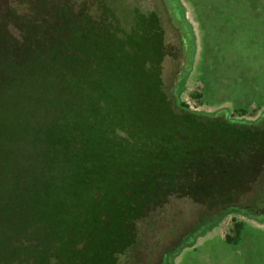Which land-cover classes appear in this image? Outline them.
Here are the masks:
<instances>
[{
    "label": "rangeland",
    "instance_id": "rangeland-1",
    "mask_svg": "<svg viewBox=\"0 0 264 264\" xmlns=\"http://www.w3.org/2000/svg\"><path fill=\"white\" fill-rule=\"evenodd\" d=\"M180 1L194 37L189 41L187 77L183 84L178 82L177 96L192 111L216 113L207 135L201 127L191 125V121L198 123L197 117L185 115L179 123L173 121L164 110L160 111L163 103L158 96L134 89L141 78L118 74L98 80L94 105L87 93L82 95L84 109L77 119L71 117L80 121L78 126L70 130L66 144L51 146L55 150L49 158L52 163L44 181L45 190L26 193L24 204L46 226V238L38 240L39 248L24 250L21 245L14 246V237L0 230V264H166L169 253L182 246L186 247L169 264H264V209H247L255 204L257 194L252 190L259 188V182L238 197L236 207L222 218L219 209L177 192L142 206L157 195L158 188L163 193L177 189L182 192L186 187L182 182L190 175L194 190H201V198L210 196L209 187L220 191L214 197L223 200L232 185L246 186V178L259 180V173L249 170L251 156H230V151H238L240 146L229 135L241 134L242 129H231L221 118L223 111L234 119L248 121L264 115V0ZM9 2L17 9L20 0ZM80 3L77 1L75 6ZM125 3L139 9L160 29L165 50L160 79L163 89L174 98L176 78L184 66V50L166 0ZM112 12L127 30L131 29L135 13ZM171 102L174 106L173 99ZM241 109L247 111L243 117ZM204 120L200 121L208 122ZM259 131L264 134V124ZM202 144L208 148L206 152H184ZM148 148L159 152L163 166L158 187L144 170L151 160L144 150ZM200 180L206 181L204 185ZM140 185H146L145 193ZM0 192V225L6 226L5 192ZM93 192L99 195L95 205L90 200ZM120 194L127 195L126 201ZM32 200H36V206ZM138 207L143 208L134 217ZM234 220L244 223V231L237 243H228L225 235ZM123 240L122 253L115 256L113 250L106 251L110 242L115 243L111 248H116ZM46 247H53V253Z\"/></svg>",
    "mask_w": 264,
    "mask_h": 264
},
{
    "label": "trees",
    "instance_id": "trees-1",
    "mask_svg": "<svg viewBox=\"0 0 264 264\" xmlns=\"http://www.w3.org/2000/svg\"><path fill=\"white\" fill-rule=\"evenodd\" d=\"M77 1L20 0L15 9L9 0H0V189L5 192L4 222L6 226H12L9 229L1 224L0 230L6 236L14 237V246L21 245L25 247L24 250L38 247V240L46 238V231L43 230L46 226L39 223L29 205L24 204L25 197L35 190H45L44 181L52 163L49 158H52L55 150L51 146L54 143L58 146L66 144L70 130L78 126L80 121H74L71 117L77 119L76 115L84 109L85 96L82 95L87 93L91 105H94L96 98L93 94L99 87H96L98 80L115 78L118 74L141 78L142 82L133 85L134 89L141 92L144 89L158 96L160 104L163 103L160 111L164 110L173 121L178 120L179 123L185 115L197 117L198 123L188 121L201 127L205 135L212 125L210 121L217 117L216 113L204 115L190 110L177 94L171 98L163 89L159 70L165 50L162 33L156 23L147 21L139 9L130 8L125 0H81L76 7ZM20 7L23 9L20 10ZM113 10H128L136 14L130 30L117 19L118 15H111ZM117 28L119 32L115 30ZM118 45L122 47L118 48ZM68 97L73 100H67ZM178 109L180 113H176ZM223 112L225 115L221 119L231 129H242L241 134L229 135L240 146L238 151H230V156H251L249 170L258 172L259 180L246 178L244 180L248 181V185H232L227 198L223 200L214 197L220 191H211L209 187L210 196L201 198V190H194L193 175H190L182 182L186 185L182 192L177 189L163 193L158 188L157 195L150 202L146 200L142 206L155 204L159 198L177 192L180 195H193L211 209H228L238 197L250 192L254 183L259 182V188L252 190L257 194L253 202L264 207V134L259 131L264 124V115L257 121H248L227 118L229 113ZM239 113L243 117L247 111L241 109ZM204 119L208 122H204ZM144 150L151 156L144 170L158 187L163 172L159 152L149 148ZM207 150L202 144L184 152L203 153ZM205 182L202 180L201 184ZM140 186L145 193L146 185ZM60 187L65 185L61 184ZM120 195L126 201L127 195ZM90 200L95 205L99 195L93 192ZM31 202L36 206V200ZM141 208H137L134 217ZM101 221L104 223L105 219L101 217ZM234 221L225 235L228 243H237L244 231V223ZM114 244L110 242L106 251L113 250L116 256L117 252H123L124 240L116 248H111ZM46 248L53 253V247Z\"/></svg>",
    "mask_w": 264,
    "mask_h": 264
},
{
    "label": "flooded vegetation",
    "instance_id": "flooded-vegetation-1",
    "mask_svg": "<svg viewBox=\"0 0 264 264\" xmlns=\"http://www.w3.org/2000/svg\"><path fill=\"white\" fill-rule=\"evenodd\" d=\"M170 4H171V9H172V15H170V13H169V15L174 22L175 28L179 31L181 36L185 35L189 41H192V37H194L193 27L191 26L192 24L190 23V21H188V19H187L184 5L181 3L180 0H170ZM190 45H191V43H190ZM186 77H187V74H185V76L182 77L181 79H179V81H178V75H177L176 82H175V85H177V95H178V82L183 84L186 80ZM230 117H231V114H228L227 118H230ZM253 206H250L247 209L248 210L253 209L254 211H259L260 209L261 210L264 209L263 205L260 203H255V204H253ZM235 207H236L235 204H233V206H231L228 209H224V208L219 209L220 210L219 211L220 216H221L219 218H222L224 215H226L230 210H232ZM205 222H208V220ZM173 253H174V251L173 252L171 251L169 253L166 264H169L172 261L171 259H173L172 258Z\"/></svg>",
    "mask_w": 264,
    "mask_h": 264
},
{
    "label": "water",
    "instance_id": "water-1",
    "mask_svg": "<svg viewBox=\"0 0 264 264\" xmlns=\"http://www.w3.org/2000/svg\"><path fill=\"white\" fill-rule=\"evenodd\" d=\"M166 3H167L168 11H169L170 15H172V9H171L170 0H166ZM181 37H182V40H183L184 66H183V70H182V72H181V75L178 76V80L185 76V74H186V72H187V70H188V65H187V64H188V60H189V56H190V43H189V40H188V38H187L185 35H183V36H181ZM248 213H250V212L248 211ZM199 236H200V234L194 236V238H192V242H190L188 245H189V246H190V245H193L194 242H195V240H196L197 237H199ZM188 245H187V246H188ZM184 247H186V246H182L181 248H179V250H177L176 252H174V253L172 254V258L174 259V258L180 253V251H181Z\"/></svg>",
    "mask_w": 264,
    "mask_h": 264
}]
</instances>
